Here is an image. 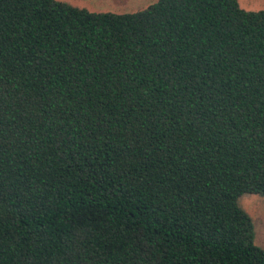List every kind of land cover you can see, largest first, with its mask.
Wrapping results in <instances>:
<instances>
[{"label":"trees","instance_id":"1","mask_svg":"<svg viewBox=\"0 0 264 264\" xmlns=\"http://www.w3.org/2000/svg\"><path fill=\"white\" fill-rule=\"evenodd\" d=\"M264 11L0 0V264H264Z\"/></svg>","mask_w":264,"mask_h":264},{"label":"rangeland","instance_id":"2","mask_svg":"<svg viewBox=\"0 0 264 264\" xmlns=\"http://www.w3.org/2000/svg\"><path fill=\"white\" fill-rule=\"evenodd\" d=\"M72 6L94 12L130 13L146 8L157 0H60ZM247 10H263L264 0H238ZM239 206L252 218L254 242L264 248V196L244 193L238 198Z\"/></svg>","mask_w":264,"mask_h":264}]
</instances>
